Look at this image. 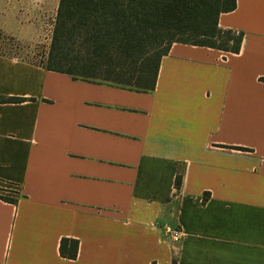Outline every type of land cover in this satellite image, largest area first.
I'll use <instances>...</instances> for the list:
<instances>
[{
    "label": "crops",
    "instance_id": "0c3cea01",
    "mask_svg": "<svg viewBox=\"0 0 264 264\" xmlns=\"http://www.w3.org/2000/svg\"><path fill=\"white\" fill-rule=\"evenodd\" d=\"M51 1L0 0V30L32 41ZM236 2L218 26L239 53L174 43L148 93L0 54V96L26 99L0 103L17 199L0 200V264H264V0Z\"/></svg>",
    "mask_w": 264,
    "mask_h": 264
},
{
    "label": "trees",
    "instance_id": "16d2710c",
    "mask_svg": "<svg viewBox=\"0 0 264 264\" xmlns=\"http://www.w3.org/2000/svg\"><path fill=\"white\" fill-rule=\"evenodd\" d=\"M236 6V0H59L47 63L38 66L73 80L148 93L174 43L239 53L243 34L218 26L219 16ZM24 101L0 96V103ZM182 179L177 175V192ZM0 200L17 203L4 195ZM78 248V240L63 238L59 251L74 260Z\"/></svg>",
    "mask_w": 264,
    "mask_h": 264
},
{
    "label": "rangeland",
    "instance_id": "374dc122",
    "mask_svg": "<svg viewBox=\"0 0 264 264\" xmlns=\"http://www.w3.org/2000/svg\"><path fill=\"white\" fill-rule=\"evenodd\" d=\"M48 10L44 16L34 15L32 19L34 35L30 42H21L0 30V54L35 65H45L57 13L53 1L50 2Z\"/></svg>",
    "mask_w": 264,
    "mask_h": 264
},
{
    "label": "built area",
    "instance_id": "2783aa9c",
    "mask_svg": "<svg viewBox=\"0 0 264 264\" xmlns=\"http://www.w3.org/2000/svg\"><path fill=\"white\" fill-rule=\"evenodd\" d=\"M164 231L171 241H173L174 243L180 242L182 235L178 229L167 226L165 227Z\"/></svg>",
    "mask_w": 264,
    "mask_h": 264
}]
</instances>
